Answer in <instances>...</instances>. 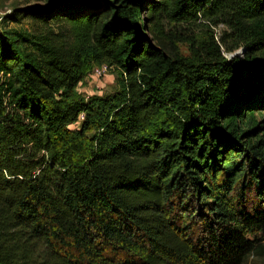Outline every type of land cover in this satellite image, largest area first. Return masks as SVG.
Listing matches in <instances>:
<instances>
[{
  "label": "trees",
  "instance_id": "trees-1",
  "mask_svg": "<svg viewBox=\"0 0 264 264\" xmlns=\"http://www.w3.org/2000/svg\"><path fill=\"white\" fill-rule=\"evenodd\" d=\"M102 1L0 33V264H264V0Z\"/></svg>",
  "mask_w": 264,
  "mask_h": 264
},
{
  "label": "rangeland",
  "instance_id": "rangeland-1",
  "mask_svg": "<svg viewBox=\"0 0 264 264\" xmlns=\"http://www.w3.org/2000/svg\"><path fill=\"white\" fill-rule=\"evenodd\" d=\"M95 0H0V16L6 19L0 20V33L5 32L9 36H15L14 32L22 34L26 33H44L47 34L48 30L54 33L65 32L67 23L62 20H56L52 16L59 15L57 6L64 2H82L91 4ZM98 3H103L98 0ZM102 1V2H101ZM117 1V0H112ZM37 14L46 15V21L42 22L33 16ZM223 27L221 25L213 28L216 34L220 32ZM6 34V35H7ZM66 39V44L71 40L70 36H61ZM58 38V37H56ZM1 45V41H0ZM181 54H186V45L183 43L178 44ZM116 72L105 63L95 64L89 63L82 71L81 80L77 83L74 90L80 95L86 96L90 94L101 95L111 92L116 88ZM77 122L68 125L69 128L75 127ZM258 257L249 255L246 264L255 263Z\"/></svg>",
  "mask_w": 264,
  "mask_h": 264
},
{
  "label": "water",
  "instance_id": "water-1",
  "mask_svg": "<svg viewBox=\"0 0 264 264\" xmlns=\"http://www.w3.org/2000/svg\"><path fill=\"white\" fill-rule=\"evenodd\" d=\"M239 52H240V50H236V51H234V52L227 53L226 56L231 57V56H233V55L238 54Z\"/></svg>",
  "mask_w": 264,
  "mask_h": 264
},
{
  "label": "built area",
  "instance_id": "built-area-1",
  "mask_svg": "<svg viewBox=\"0 0 264 264\" xmlns=\"http://www.w3.org/2000/svg\"><path fill=\"white\" fill-rule=\"evenodd\" d=\"M0 15H1V14H0ZM1 19H2V17L0 16V20H1ZM81 115H82V114L80 113V114H79V118L81 117Z\"/></svg>",
  "mask_w": 264,
  "mask_h": 264
}]
</instances>
